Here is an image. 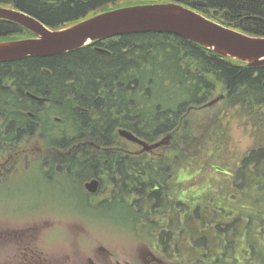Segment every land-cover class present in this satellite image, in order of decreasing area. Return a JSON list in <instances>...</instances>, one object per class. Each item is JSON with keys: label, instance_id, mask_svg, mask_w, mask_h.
<instances>
[{"label": "trees", "instance_id": "1", "mask_svg": "<svg viewBox=\"0 0 264 264\" xmlns=\"http://www.w3.org/2000/svg\"><path fill=\"white\" fill-rule=\"evenodd\" d=\"M170 1L176 0H0V6L62 29L109 9ZM194 1L185 4L218 10L231 28L264 37V0H202L205 6ZM31 36L29 29L0 19V42ZM218 89L226 92L218 101L253 114L254 130L264 132V66L167 32L109 36L58 55L0 61V136L17 145L27 139L49 144L41 151L51 150V165L70 174L75 165L81 177L97 176L107 191L99 205L121 202L165 252L187 235L206 253L201 264H230L240 261L239 250L258 253L251 234L264 229V136L233 169H219L227 183L215 193L203 188L198 205L191 201L196 184L187 183L198 180L203 168L192 178H178L185 164H193L189 154L201 147L189 110L205 107ZM119 129L148 142L167 138L160 154L150 155L124 146Z\"/></svg>", "mask_w": 264, "mask_h": 264}, {"label": "rangeland", "instance_id": "2", "mask_svg": "<svg viewBox=\"0 0 264 264\" xmlns=\"http://www.w3.org/2000/svg\"><path fill=\"white\" fill-rule=\"evenodd\" d=\"M162 3L181 4L212 21L231 28L223 18L218 17L219 12L216 15L214 11L197 9L181 1ZM237 31L250 35L239 29ZM222 94L226 95V92L218 89L208 98L209 101L205 107L203 104L196 105L192 107L191 111L189 110L190 122L199 136L201 147L199 146L198 150L196 148L193 157L189 154L188 159L192 158L193 164L190 166L185 164L179 171L178 178H192L200 166L203 168V174L198 177V180L193 182L191 179L187 183L188 186L196 184L191 193L196 196L191 200L194 203L196 201V205L201 203L200 191L203 188L204 193H215L216 187L227 183L228 179L219 173V169L227 172L233 169L238 164L237 160L264 136L263 131L254 130L253 120L256 119L253 114H248L240 107H229L224 100L218 101V97ZM120 137L126 141L124 146L136 152L140 150L148 152L150 155L160 154L161 146L164 145L163 143L156 148L143 150L141 145L131 142L121 135ZM165 138L167 137H160L155 141L165 140ZM155 141L146 142L154 143ZM43 146L48 148L49 144L31 142L28 139L21 143V171L10 176L8 182L0 183V225H4L5 220L14 221L15 226L19 222L21 226H25L32 222L41 224V221L45 220L50 223L49 228L51 229L49 230H52L45 238L51 245L63 244L61 241L68 238L71 241L80 240L85 245L99 240L114 250L123 249L122 253L124 252V254L125 250H132L135 255H144L147 254V249L155 250V247H160V252H165L162 245H158V243L154 245L158 240L151 232L147 231L148 229L134 223L133 217L128 214V209L123 207L121 202L119 205L113 204L110 207L99 205V201H102L107 195L103 183L94 192L95 194L91 192V194H86L81 186L82 183L80 185L79 182L82 172L74 170L75 165L72 168V174L54 165L48 166V168L44 166L41 158H46L51 150L41 151ZM47 170L50 171L45 174ZM229 184L231 185V183ZM232 201L238 203L242 200L235 198ZM51 216L55 220L51 221ZM156 218L161 219L160 216ZM158 226L156 227L158 228ZM251 235H253L252 241L257 245L258 253L247 256L242 253V250H239L240 254L237 253L236 256H240V261L229 260L230 264H264V229L262 228ZM176 240H178L177 246L175 245L168 251L187 257V260L192 261L180 259L175 264H196L197 262L201 264L206 253L203 254V247L194 244L197 241L191 242L187 235L176 238ZM173 249H177V252H174ZM189 256L190 258L196 256L201 260H193L194 258L190 259Z\"/></svg>", "mask_w": 264, "mask_h": 264}, {"label": "water", "instance_id": "3", "mask_svg": "<svg viewBox=\"0 0 264 264\" xmlns=\"http://www.w3.org/2000/svg\"><path fill=\"white\" fill-rule=\"evenodd\" d=\"M205 5L204 1L195 0ZM219 11H214L218 14ZM227 13V11H225ZM0 19L15 22L29 29L33 36L0 42V61L27 56H51L66 53L109 36L140 32H167L182 36L220 55L246 62L249 66H264V37L246 35L225 27L204 15L176 3H151L121 6L100 12L62 29H50L33 16L15 8L0 6ZM106 52L103 48H96ZM35 100L44 98L28 93ZM119 134L150 150L165 140L147 143L131 131ZM99 181L85 184L94 193Z\"/></svg>", "mask_w": 264, "mask_h": 264}, {"label": "flooded vegetation", "instance_id": "4", "mask_svg": "<svg viewBox=\"0 0 264 264\" xmlns=\"http://www.w3.org/2000/svg\"><path fill=\"white\" fill-rule=\"evenodd\" d=\"M176 1L185 4V0ZM18 146L21 147L9 143L6 135L0 136V183L8 182L10 176L21 171V148L15 150ZM41 159L47 168L53 166L45 157ZM92 179L99 181L100 188L101 181L97 176L80 177V185L82 183L86 194H91L86 190L85 184ZM51 217L53 221L54 218ZM5 221L4 225H0V264H175L180 259L187 260V257L176 253L160 252V247H155V250L147 249V254L144 255H135L132 250H125L124 254L123 249L114 250L99 240L85 245L80 240L65 238L61 241L63 244L51 245L45 239L52 231L49 230L51 228L48 221L43 220L41 224L32 222L33 224L25 226H21L20 222L15 226L14 221ZM195 257L189 256L190 259L201 260Z\"/></svg>", "mask_w": 264, "mask_h": 264}, {"label": "bare ground", "instance_id": "5", "mask_svg": "<svg viewBox=\"0 0 264 264\" xmlns=\"http://www.w3.org/2000/svg\"><path fill=\"white\" fill-rule=\"evenodd\" d=\"M166 140V139H165ZM146 141V140H145ZM155 142H157V141H155Z\"/></svg>", "mask_w": 264, "mask_h": 264}]
</instances>
